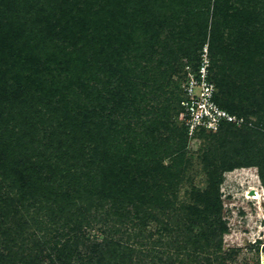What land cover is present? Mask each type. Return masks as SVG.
<instances>
[{
	"label": "trees",
	"instance_id": "1",
	"mask_svg": "<svg viewBox=\"0 0 264 264\" xmlns=\"http://www.w3.org/2000/svg\"><path fill=\"white\" fill-rule=\"evenodd\" d=\"M183 25L194 34L189 40L196 42L195 49L201 50L210 35L216 100L245 119L241 126L225 123L220 129L257 127L264 118V93L263 98L250 93L231 76L236 67L241 74L264 78V0H0V142L16 140L13 148L0 147V264H132L136 250L127 241L135 235L128 233L132 217H126L125 204L134 194L128 201L137 226L158 218L159 188L144 175L150 164L161 161L158 140L151 135L155 123H140L144 132L127 123L130 114L141 110L143 95L135 78H126L130 72L124 57L144 48L154 55L169 26L170 37L182 48ZM70 45L75 50L65 51ZM167 53L168 61L161 63L171 67L176 53ZM41 70L51 77L49 84ZM95 72L106 77L103 89L90 85ZM259 83L264 87V79ZM39 104L53 112L48 120L57 124L51 154L41 153L50 178L36 182L28 180L37 169L32 167L35 155L27 151L37 123L48 116ZM251 117L257 119L254 127ZM177 121L189 138L178 116ZM205 132L213 131L196 136ZM13 156L23 159L29 173L11 166ZM64 184L76 187L75 192L70 194ZM212 206L220 210L221 201L215 197ZM205 208H196L199 219L207 217ZM95 227L99 233L93 234L89 230ZM220 230L228 232L225 222ZM85 240L91 244L83 251ZM175 258L169 255V263L159 259L182 263Z\"/></svg>",
	"mask_w": 264,
	"mask_h": 264
},
{
	"label": "rangeland",
	"instance_id": "2",
	"mask_svg": "<svg viewBox=\"0 0 264 264\" xmlns=\"http://www.w3.org/2000/svg\"><path fill=\"white\" fill-rule=\"evenodd\" d=\"M170 29L169 26L162 30L154 55L144 48V51H129L124 57V65L130 72V76L126 78H135L134 82L139 83L137 89L143 95L139 104L141 110L130 114L127 123L135 126L137 132L145 131L140 123H155L150 133L158 140L160 153L157 159L161 161L159 165L150 164L146 175L142 170H134L139 172L138 177L142 173L146 180H152L158 186L155 188L160 191L156 193L160 203L155 204L158 207V218L147 219L143 226H137L138 221L133 217L135 209L128 201L132 200L134 194L127 198L125 204L129 210L123 207L126 209V217H132L127 225L128 233L137 236L127 241L136 250L131 259L132 264H166L169 263V255L175 256L176 262H182L178 264H199L200 260L201 264H218L221 258L224 260L223 264H264V118L252 129L224 128L205 132L194 138L183 135L177 116L185 77L184 67L187 62L195 61L200 48H193L196 42L189 39L194 34H191L187 26L183 25L182 29V48L177 46L176 39L170 37ZM224 33L226 35L228 31L225 30ZM207 35L203 45L208 44L210 47V35ZM57 42L62 44V41ZM74 50V45H70L65 51ZM168 51L176 53L171 67L162 64L168 61ZM228 63L230 61L226 62L228 73H231ZM41 64L39 69L43 66ZM218 64H222V61ZM217 70L214 65V76ZM232 70L235 71L232 79L240 84L244 83L250 93L254 91L256 95L258 93V97L263 98L264 87L259 82H263L264 78L241 74L236 67ZM40 75L47 79V84L50 83L51 77L45 71L41 70ZM94 75L92 79L95 80L90 81L91 87L103 89L106 84L103 72H95ZM138 99L140 100L139 97ZM236 101L235 99L234 102ZM39 108L46 111L44 104H39ZM51 113L53 112H47L48 116L37 123L33 146L27 151V154L35 155L31 160L34 163L32 167L37 169L33 178L28 176L29 181L50 178V167L44 162L46 159L41 153L48 156L54 145L51 132L56 127L57 120H48ZM115 116L120 119L118 114ZM250 119L253 124L250 123V127H254L257 119ZM177 133H180L179 137ZM146 139L151 140L149 136ZM15 144L16 140L13 139L4 144L0 142V147L13 148ZM176 147H181V150L173 156L171 153ZM143 153L144 151L140 152L136 157ZM128 155L135 157L132 150ZM13 157L11 166L19 168L20 173H29L27 166L21 161L23 159ZM2 171L1 169L0 173ZM134 171L131 174H135ZM59 181L62 183L61 179ZM64 185V189L70 194L75 192L76 187ZM252 190L255 191L253 195ZM215 197L221 201L220 210L212 206ZM207 206V217L199 219L196 208ZM106 208H110V205ZM222 222L228 226L227 233H221ZM96 228L89 231L94 234L96 230L99 233ZM220 243L221 249L216 250ZM90 244V241H82L81 250H87ZM160 252L166 254L162 253L160 256ZM158 257L164 258L166 262H160Z\"/></svg>",
	"mask_w": 264,
	"mask_h": 264
},
{
	"label": "built area",
	"instance_id": "3",
	"mask_svg": "<svg viewBox=\"0 0 264 264\" xmlns=\"http://www.w3.org/2000/svg\"><path fill=\"white\" fill-rule=\"evenodd\" d=\"M212 57L205 44L194 62L184 67L182 98L178 120L187 128L189 138L199 131H218L225 123L241 126L245 119L230 113L216 100L217 86L212 79Z\"/></svg>",
	"mask_w": 264,
	"mask_h": 264
},
{
	"label": "bare ground",
	"instance_id": "4",
	"mask_svg": "<svg viewBox=\"0 0 264 264\" xmlns=\"http://www.w3.org/2000/svg\"><path fill=\"white\" fill-rule=\"evenodd\" d=\"M254 191V190H253ZM255 193V191L252 193V195ZM261 197H262V194H261Z\"/></svg>",
	"mask_w": 264,
	"mask_h": 264
},
{
	"label": "water",
	"instance_id": "5",
	"mask_svg": "<svg viewBox=\"0 0 264 264\" xmlns=\"http://www.w3.org/2000/svg\"><path fill=\"white\" fill-rule=\"evenodd\" d=\"M253 192H254V191L252 190V191H251V194H252Z\"/></svg>",
	"mask_w": 264,
	"mask_h": 264
}]
</instances>
